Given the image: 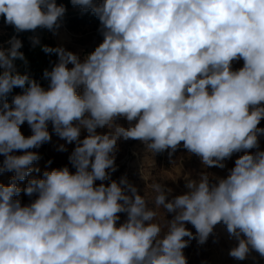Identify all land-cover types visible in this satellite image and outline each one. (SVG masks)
Masks as SVG:
<instances>
[{
    "label": "clouds",
    "instance_id": "1",
    "mask_svg": "<svg viewBox=\"0 0 264 264\" xmlns=\"http://www.w3.org/2000/svg\"><path fill=\"white\" fill-rule=\"evenodd\" d=\"M71 3L99 19L103 42L83 59L43 46L58 57L43 73L47 88L17 69L15 61L27 64L20 39L0 47V173L14 172L0 184V264H188L190 241L204 244L220 223L238 242L231 257L242 261L253 250L264 257V150L250 151L264 134V0ZM65 12L56 0H0V16L17 33L55 31ZM14 88L22 92L10 104ZM25 122L31 135L21 131ZM49 122L75 142L68 158L75 171L45 170L22 189L18 181L39 172L32 149L50 142ZM121 139L169 155L182 145L205 169L243 154L226 177L204 171L172 198L171 188L153 183L149 206L126 178H111ZM22 191L36 198L22 205L15 199ZM120 213L126 219L118 224Z\"/></svg>",
    "mask_w": 264,
    "mask_h": 264
},
{
    "label": "rangeland",
    "instance_id": "2",
    "mask_svg": "<svg viewBox=\"0 0 264 264\" xmlns=\"http://www.w3.org/2000/svg\"><path fill=\"white\" fill-rule=\"evenodd\" d=\"M54 39L58 46L64 47L66 50L78 54L81 59L90 54L95 48L103 42V35L100 29L93 25H86L79 27L76 30H70L62 25L54 32ZM71 66V65H70ZM243 66V60L233 61V70H238ZM13 98V97H12ZM11 98V101H12ZM11 104V102H10ZM118 123L128 126L129 122L124 119H118ZM264 128V119L258 125ZM48 130L51 135L50 142L43 144L37 151L40 159L33 163V169L38 168L39 172L33 171L23 181H18V186L22 189L26 186L28 179L42 178L43 171L58 169L63 166H68L71 171H75L69 163V155L75 148V142L67 143L61 139L52 128L49 122ZM21 131L25 136L31 135V129L25 122L21 126ZM108 129H97V132H107ZM87 135L86 131L82 130L81 139ZM258 148L250 150L255 153L259 150H264V134L258 136ZM65 145L67 151H59V146ZM118 151L115 153V165L117 170L111 174V178L119 182L122 178H126L127 182L134 185L138 194L145 196L151 202L154 199L155 193L151 185L155 182L163 183L167 188H171L172 195L170 198L184 194L188 191L186 183L188 179L196 180L199 175L206 171L212 177H226L229 170L235 166V160L243 154L234 153L231 158L226 159L223 163L224 168L210 167L205 169L201 163L200 158L181 145L175 152L169 155L171 150H166L160 153H151L146 149V145L140 140H123L118 141ZM20 155L22 152H16ZM4 159L0 156V161ZM51 161V163H48ZM14 172L0 173V184L8 185ZM214 182V181H213ZM97 184L100 181L96 182ZM36 198L35 195L28 196L23 191L15 199H19L22 205L31 203ZM166 211V210H165ZM158 220L161 222L165 218L164 210H158ZM120 216L119 223L126 219V213L118 214ZM173 213H166V218L171 220ZM186 227L195 233L194 227L190 223H186ZM185 239H188L187 237ZM238 242L234 237H231L227 232L226 226L223 223L217 224L204 244H200L196 239L190 241L183 252L187 258L188 264H264V257L254 250L251 251L245 260H237L229 255L232 247L236 246Z\"/></svg>",
    "mask_w": 264,
    "mask_h": 264
},
{
    "label": "trees",
    "instance_id": "3",
    "mask_svg": "<svg viewBox=\"0 0 264 264\" xmlns=\"http://www.w3.org/2000/svg\"><path fill=\"white\" fill-rule=\"evenodd\" d=\"M56 3L57 5L63 4L66 8L61 26L64 25L70 30H76L82 26L93 25L100 29V21L91 10L84 11L79 6H73L71 0H56ZM55 31L38 28L34 32L26 31L17 33L14 26L6 24L4 18L0 16V47H6V42L13 36L20 39L23 45L20 51L24 53L27 64L17 60L15 61L17 69L22 73L25 71L28 72L32 78L36 79L45 88L48 87L50 81L43 77V73L45 70L51 71L58 57L55 53H45L42 47L45 45L53 48L58 46L54 39ZM32 36L39 38V44L35 47L32 46L29 40V37ZM21 92V89L14 88L7 97L8 102L10 103L11 98Z\"/></svg>",
    "mask_w": 264,
    "mask_h": 264
}]
</instances>
